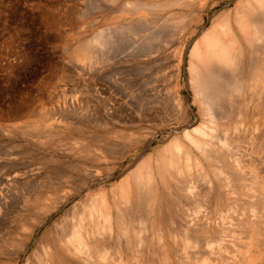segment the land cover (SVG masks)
Listing matches in <instances>:
<instances>
[{
    "label": "rangeland",
    "instance_id": "1",
    "mask_svg": "<svg viewBox=\"0 0 264 264\" xmlns=\"http://www.w3.org/2000/svg\"><path fill=\"white\" fill-rule=\"evenodd\" d=\"M131 1H136L137 9H132L135 4H131ZM131 1L0 0V264H264V216L260 218L253 208L264 194V144L263 148L258 147L259 139H264L262 105H251L252 108L246 111L245 103L250 97L246 90L241 89L239 80L235 84L237 89H227L232 97L227 92L223 98L225 102L222 100L214 104L216 107L215 105L222 103L219 105V115L216 111V123L219 127L214 130L216 136L210 145L213 148L225 146L227 159L229 158L227 163L230 164L231 161L234 165L237 177L233 181L231 192L226 190L227 186L223 189L219 185L227 180L224 178L222 163L217 165V160L213 161L216 164L211 163L199 149L187 141L185 132L183 133L186 130L192 131L204 122L202 103L189 82L191 50L200 33L214 26L224 16L229 17L230 24L236 31V24L232 21L246 0ZM151 1L153 5L158 1L159 5L152 6ZM129 2L132 7L128 5ZM146 3L152 7L149 8ZM164 5L167 7L162 8ZM156 8L160 9L156 11ZM155 13L158 16L153 15ZM180 15L183 17L180 18ZM170 16L174 17L172 25H178V29L180 27L179 31L177 28L174 30L178 33L172 32L173 29L168 24L170 20L172 23ZM161 18H170L167 21V27H170L167 31L162 29L163 32L157 26ZM178 20L183 23L179 24ZM126 22L130 25L133 23L135 28L140 29H143L144 23H149L143 32L149 30L150 40H145L151 47L148 49L151 59H127L138 53L133 41L139 37L121 28ZM100 29H104L110 39L113 37L109 47L114 44L116 48L107 47L104 51L106 54L99 57L97 62L95 59L91 63L90 57L87 62V55L81 51L82 56L84 55L81 57L75 48L87 43ZM157 34L158 40L153 37ZM132 36L138 39L133 40ZM159 39L164 43L161 44ZM240 51L239 48L234 59L239 57ZM99 59H102L101 62ZM149 63L153 65L150 67L151 72L148 71L150 76L152 73L155 76L156 70L164 69L161 83L165 87L163 94L167 95H164V107H160L163 109L156 106L155 97L151 98L152 101L155 100V107L148 115L142 111L147 109L138 111L136 108L137 104L134 102L137 100L135 94L138 87L135 88L134 82L137 78L135 67ZM233 66L234 69L226 70V74H238L236 63ZM153 75L151 78L155 80L148 87L154 85L152 88L157 90L151 91L156 95L159 87L155 83L160 80ZM259 88L258 91L264 97V84ZM257 94L254 100L259 101L263 97ZM150 105L152 107V102ZM228 111L226 117L225 113L227 115ZM231 111L236 114H230ZM249 113L250 123L245 118ZM88 115H91L90 119ZM221 115L226 118L220 117ZM227 121L230 122L231 133H234L238 145L225 140L226 135L220 128ZM141 127H146V130ZM92 138H97V142L100 139L106 141L97 144ZM171 139L182 140V147L184 145L183 148L200 157L203 164V170L193 169L192 177L196 181L194 188L197 193L190 200L185 195L189 201L184 193L181 194L175 188L181 180L173 181L168 176V171L162 169L164 165L161 154H168L166 146L169 142L171 149ZM210 145L203 148L209 150L212 147ZM228 151L229 154L238 151L243 160H230ZM149 159L152 161L150 164ZM146 162L149 164L148 168ZM151 164L152 182L150 178H145ZM142 169L144 174H139ZM161 169L164 170L165 178ZM203 171L204 174L210 171L209 175L204 176ZM215 171L217 177L213 176ZM127 176L130 180L126 179ZM123 180L124 183L131 181V189L128 190L130 194L125 193L129 197L128 201L119 190V184ZM58 183L60 185L56 186ZM143 191H148V195ZM34 193L42 195V199L37 201L41 205L39 208H33L28 201V197ZM147 196L150 197V202L144 201ZM92 199L97 205L94 216L88 210V206L93 203ZM140 199L142 205L139 203ZM153 199L155 204L152 206ZM45 201H51L49 206ZM106 202L107 210L104 204ZM226 204H230L228 210L224 208ZM28 205L31 206L30 210H27ZM46 205L55 210L47 212L50 209ZM101 207L105 208L102 212ZM243 208H246L245 214ZM107 213L112 218L113 228H109ZM129 213L136 215L138 222L135 221L134 228L127 236L116 221L123 218L126 220ZM47 215L45 224L37 227ZM69 218L72 223L78 221L76 224L82 239L81 246L85 250H99L95 256H88V253L76 250L69 246L68 241H63L64 234L58 231L64 230ZM259 218L260 229L251 228L246 233L240 231L239 223H253ZM96 222L101 225L100 228ZM191 229H194L193 233ZM10 231L15 234L14 240L12 234L11 240L2 241L4 236L10 235ZM184 231L187 235L183 234ZM31 232V240L27 242L26 237ZM98 237L110 241L97 248L95 242ZM198 238L201 242L197 241ZM214 238L215 241L209 240Z\"/></svg>",
    "mask_w": 264,
    "mask_h": 264
},
{
    "label": "bare ground",
    "instance_id": "2",
    "mask_svg": "<svg viewBox=\"0 0 264 264\" xmlns=\"http://www.w3.org/2000/svg\"><path fill=\"white\" fill-rule=\"evenodd\" d=\"M129 1V0H128ZM131 1V0H130ZM164 1V0H163ZM168 1H170V0H168ZM173 1V0H172ZM147 2V1H146ZM153 1H151V3H152ZM161 2V1H160ZM176 2V1H175ZM133 3V5L136 3V1H135V3L133 2V1H131V4ZM143 3V2H142ZM141 3V4H142ZM154 3H155V1H154ZM157 3H159L158 1L155 3V4H157ZM163 3H165L166 4V2H163ZM174 3V2H173ZM187 3V2H186ZM130 4V2L128 3V5ZM130 4V5H131ZM147 4V3H146ZM149 4V3H148ZM147 4V5H148ZM154 4V5H155ZM171 5H172V2L170 3ZM139 5H140V3H139ZM151 4H149L148 5V7L150 6ZM153 5V3H152V6H154ZM157 5H159V4H157ZM168 5V4H167ZM167 5L165 6H163L162 8H164V7H167ZM137 6V4H135L133 7H132V5H131V7H132V9L134 8V7H136ZM142 6V5H141ZM151 6V7H152ZM156 6V5H155ZM140 7V6H139ZM146 7V6H145ZM148 7H146L147 9H148ZM151 7H149V8H151ZM157 7V6H156ZM143 8H144V6H143ZM135 9V8H134ZM133 9V10H134ZM136 9H137V7H136ZM160 9V8H159ZM159 9H157L156 8V11L157 10H159ZM124 10V9H123ZM131 10V9H130ZM139 10V9H138ZM130 12V11H129ZM133 12V11H132ZM136 12V11H135ZM139 12V11H138ZM127 13V12H126ZM236 15H235V20H231L232 22H235V26H236V28H237V30H236V28H235V30L236 31H234V29L232 28V25L230 24V21H229V17L228 16H224L221 20H219V21H217L216 22V24L214 25V26H212L211 28H209L208 30H205L203 33H200V36H198L199 38L196 40V42H195V45H194V47H193V50H191V60H190V85L191 86H193V89H194V91L196 92L195 93V95H196V97L197 98H200V99H198L199 101H200V103H202L201 104V106H202V108H203V115H204V122L202 123V124H200L198 127L196 126V128L194 127L193 128V130L192 131H190V130H186V131H183V133H184V135L187 137V141H190V143H192L194 146H195V148H197V149H199L200 151H201V153L203 154V156L205 157V158H207V159H209L210 160V162L211 163H214V164H216L217 162V165L219 164V162H221L222 163V165L224 166L223 167V172H225V175H224V178L225 179H227V180H224V178H222V181L224 180L225 182L223 183V182H221L219 185H220V187H223V189L224 188H226V186H227V189L226 190H229V192H231V190H232V188H233V186H234V179H236V175H237V172H236V170H235V168H233L234 167V165L233 164H231V161H230V164L229 163H227V160H229V158L227 159V156H226V154H227V150H226V148H225V146L222 148L221 146H219V147H221V148H213V146L212 145H210V144H213V138H215V136L216 135H214V134H216V132H214V130L217 128L218 129V127H219V125H217V123H216V111H217V113L219 112L220 113V111L221 110H219L220 108V106L219 105H221L220 103H218L217 105H215L217 108H218V110H215V108L216 107H214V104H216L217 102H221L222 100L225 102V99H223V98H225L224 97V94H226L227 92H228V88L229 87H232V88H234V89H237L236 87H235V84H236V81H238L239 80V82L241 83V89H243V91L244 90H246L248 93H249V99H248V101L245 103V106L247 107V110L246 111H248V110H250L252 107H250L251 105H253V107L254 106H256V105H259V106H261L262 105V108L264 109V104H263V101H264V97H263V95L258 91V88H259V86L260 85H262V84H264V0H246V2L243 4V6H241V8L239 7V9L237 10V12L235 13ZM131 15V14H130ZM153 15H156V13L155 14H153ZM128 16V15H127ZM132 16V15H131ZM137 16H139V15H137ZM140 16H142V15H140ZM156 16H158V14L156 15ZM174 16V15H173ZM173 16H170V18H172V23L170 22L171 20H170V18L168 19V20H170L169 22H168V24L170 25V27H171V29H173V31L172 32H177L178 33V31L180 30V27H179V29L176 27V26H178V25H176V26H174V25H172V24H174L173 23V20H174V17ZM181 17L180 18H182L183 17V15H180ZM134 18V17H133ZM167 18V17H166ZM143 19V18H142ZM234 19V18H233ZM165 18H161L159 21H158V24H157V26L159 27V28H161L160 30L161 31H163L164 32V30L165 31H167L168 30V28H170V27H167V26H169V25H167V19L165 20ZM123 21H124V19H123ZM129 21V20H128ZM155 22H157V20L155 21ZM154 22V23H155ZM179 22H182L183 23V21H179L178 20V23ZM142 23H143V21H142ZM152 23V22H151ZM150 23V24H151ZM171 23V24H170ZM119 24V23H118ZM124 24V23H123ZM133 24V23H132ZM130 25V24H128V22H126V24H124L122 27H121V25H120V27L121 28H124V29H126L125 31L126 32H133V35H137V37H139V39L138 38H134V36H132L133 37V40H135V39H138V40H135V41H133V42H135V43H133V45H134V47H136V51L138 52L137 54H135V55H130V56H128L127 57V59H130V60H141L142 58H148V57H150V54H149V50L148 49H150L151 47H150V45H149V43L147 44V41L148 40H150V39H148V36H149V30L147 31V32H143V31H145V29L144 28H148V25H149V23L148 24H145L144 23V26H143V29H140V28H135L133 25ZM141 24V23H140ZM180 24V23H179ZM142 25V24H141ZM156 25V24H155ZM156 26V27H157ZM174 26V27H173ZM234 26V27H235ZM150 27V26H149ZM152 27L153 26H151V29H152ZM155 27V26H154ZM157 27V28H158ZM166 27H167V29H166ZM175 28H177V30L176 31H174L175 30ZM139 29V30H138ZM162 29H164V30H162ZM100 30H102V31H100ZM99 31H98V33H96V35L95 36H93V38L92 39H90L89 41L87 40L86 42L87 43H85V44H80V47L79 48H75L76 50H78L79 52H80V55H81V57H83L84 55L86 56L87 55V60L88 59H90L91 58V60L92 61H90L91 63L93 62V60H95V62H97L98 61V58L100 57V58H102L101 56H103L104 55V51L107 49V47H109V45H110V43H112L111 42V40H112V38L110 39V37L107 35L106 36V34L104 33V29H100ZM104 30V31H103ZM107 30V29H106ZM159 30V29H158ZM170 30V29H169ZM123 32H124V30H122ZM238 31V34L240 35L239 37H238V34L236 33ZM170 32V31H169ZM194 32H195V30H194ZM106 33H107V31H106ZM112 33V32H111ZM131 33H128L129 35H131ZM150 33H152V31H150ZM171 33V32H170ZM104 34H105V36H104ZM108 34V33H107ZM127 34V35H128ZM161 33H159V35H160ZM164 34V33H163ZM173 34V33H172ZM112 35V34H111ZM124 35V34H123ZM122 35V36H123ZM128 35V36H129ZM154 35V34H153ZM170 35V34H169ZM161 36V35H160ZM117 37V36H116ZM125 37V36H124ZM127 37V36H126ZM131 37V38H132ZM155 39H157L158 40V34H157V38L155 37V36H153ZM115 38V37H114ZM129 38H130V36H129ZM128 38V39H129ZM143 38H144V40H145V38H146V40H145V42H144V40H143ZM150 38V37H149ZM153 39V38H152ZM151 39V40H152ZM163 39V38H162ZM166 40H167V36H166V38H165ZM165 39H163V41L165 40ZM169 40H170V38H168ZM123 40V39H122ZM122 40L120 41V42H122ZM160 40V39H159ZM115 41V40H114ZM113 41V42H114ZM119 41V40H118ZM125 41V40H124ZM161 41V44L162 43H164L162 40H160ZM150 42V41H149ZM84 43V42H83ZM119 43V42H118ZM117 43V44H118ZM144 43H146V44H144ZM137 44V45H136ZM141 44V45H140ZM147 45V46H146ZM149 45V46H148ZM112 46H114V44H112ZM112 46H110V47H112ZM116 46V45H115ZM114 46V47H115ZM137 46H139V47H137ZM157 46V45H156ZM109 47V48H110ZM132 47V46H131ZM116 48V47H115ZM133 48V47H132ZM138 48V49H137ZM240 48V53H239V57L236 59H234V56L238 53L237 52V50ZM237 49V50H236ZM74 50V49H73ZM235 50H236V52H235ZM81 51L82 52H84L83 54V56H82V53H81ZM107 51H109V50H107ZM130 51V50H129ZM144 51V52H143ZM72 52V51H71ZM140 52H143L144 53V55H142L143 53H141L140 54ZM242 52V53H241ZM151 53V52H150ZM73 55H78V54H74V53H72ZM106 54V53H105ZM142 55V56H141ZM107 56V55H106ZM111 56V55H110ZM123 56V55H122ZM74 57V56H73ZM90 57V58H89ZM152 57V56H151ZM151 57H150V59H151ZM78 59V58H77ZM100 60V59H99ZM102 60V59H101ZM101 60L99 61V62H101ZM104 60V59H103ZM109 60V59H108ZM113 60V59H112ZM234 60H236V61H234ZM87 62H89V60L87 61ZM94 62V63H95ZM157 63V62H156ZM234 63H236V65H237V67L239 68V71H237V75L236 74H234V75H229V74H226V70H233L234 69ZM154 64V63H153ZM92 65V64H91ZM154 65H156V64H154ZM153 65L151 64V63H149V65H144V64H139V65H137L135 68H136V75H135V77H137L136 78V82H134V84H135V88L136 87H138V90L136 91V97H137V100L136 101H138V102H134V103H136L137 105V110L138 111H141L142 110V108L143 109H147V110H142L143 111V113H146V114H151V110H153V107H155L154 106V101L155 100H157V101H155V103H156V106H158V108H160V107H162L163 105H164V95L165 94H163L164 92H165V87L162 85L163 83H161L162 81H161V79H162V76H163V70H161V69H158V70H156L155 72H156V75L154 76L153 75V73H152V75L154 76V77H156L157 79H158V81L160 80V82L159 83H155L156 85H158V92L156 93V95H154L153 94V90L151 91V89H156V88H152V87H154V85L151 87V88H149L150 86H151V82H152V80L154 79L155 80V78H151V76L148 74V71H150V67H152ZM151 72V71H150ZM149 72V73H150ZM154 72V73H155ZM149 86V87H148ZM148 87V89H146ZM260 89V88H259ZM157 90V89H156ZM167 91H168V89H167ZM258 93V94H257ZM260 93V94H259ZM229 96H231L232 97V94H230L229 92L227 93ZM255 94H257V95H259V96H261V97H263V98H261V100L259 99V101H258V99L257 100H254V98H255ZM167 95V94H166ZM165 95V96H166ZM256 95V96H257ZM258 96V97H259ZM135 97V96H134ZM153 97H155V100L154 101H152V99L151 98H153ZM99 98V97H98ZM167 98V97H166ZM260 98V97H259ZM228 99H230V98H228ZM233 99V98H232ZM232 99H230V100H232ZM163 100V101H162ZM162 101V102H161ZM167 101V100H166ZM165 101V102H166ZM133 102V101H132ZM150 102H152V107H151V105H150ZM223 102V103H224ZM226 102H228V100L226 101ZM101 103V102H100ZM106 105V104H105ZM105 105H104V107H105ZM135 105V104H134ZM224 105V104H223ZM36 107V106H35ZM108 107V106H107ZM164 107V106H163ZM229 108V107H228ZM35 109V108H34ZM110 109V108H109ZM160 109H163V108H160ZM226 109V108H225ZM230 110V109H229ZM62 112V111H61ZM61 112H59V113H61ZM77 112H79V111H77ZM85 112V111H84ZM88 112H90L89 110H88ZM201 112V111H200ZM235 111H231L230 112V114H236V112L234 113ZM74 113V112H73ZM80 113V112H79ZM78 113V114H79ZM94 113V112H93ZM219 113H218V115H219ZM222 113V112H221ZM62 114H64V113H62ZM81 114H84V113H81ZM228 114H229V111L227 112V115H226V113H225V116L226 117H228ZM30 115H32V114H30ZM36 115V114H35ZM50 115V114H49ZM59 115V114H58ZM93 115V114H92ZM249 115H250V113L249 114H247L246 115V120L250 123V120L248 119L249 118ZM71 116V115H70ZM86 116V115H85ZM223 115H221L220 117H222ZM225 116H223V117H225ZM58 117V116H57ZM61 117H64L63 115L61 116ZM88 118L89 117H91V115H88L87 116ZM219 117V118H220ZM225 117V118H226ZM202 118V119H203ZM90 119V118H89ZM93 119V118H92ZM101 119V118H100ZM93 122V121H92ZM101 122V121H100ZM224 122V121H223ZM223 122H222V124L221 125H223ZM100 125V124H99ZM221 125H220V127H221ZM97 127H99L98 125H97ZM230 127H231V125H230V122H226V123H224V126H222V128H220V129H223V130H221L222 132L224 131V135H226L225 136V140H226V142H229V143H231V144H233V145H238V141H236L235 140V137L233 136V134L234 133H231V130H230ZM99 128H102V126L101 127H99ZM142 128V130H144L143 129V127H141ZM216 129V130H217ZM81 130V129H80ZM139 130H140V128H139ZM146 130V129H145ZM185 130V129H184ZM111 132V131H110ZM110 132H108V133H110ZM182 133V134H183ZM111 134H113V133H111ZM122 135V134H121ZM124 135V134H123ZM126 135V134H125ZM184 135L182 136V138H184ZM223 135V136H224ZM97 136V135H96ZM128 136H129V133H128ZM94 137V136H93ZM91 138V137H90ZM98 139L100 138V137H97ZM96 138V139H97ZM92 139H95V138H92ZM95 139V140H96ZM173 139V138H172ZM170 140V142H172V143H170L171 144V149L169 148L170 146H169V142H168V144H167V146L166 147H168L167 149L168 150H166V152H168V154H164V155H162L161 154V159L163 160V165H164V167L162 166V164H161V168L162 169H166V171L165 172H167V173H169V177L171 178V179H173V181H180V182H177L178 184L175 186V188H176V190H178L179 192H181V194L182 193H184V196L186 195L187 197H189L188 199L190 200V199H192L193 197L192 196H195L196 195V193L197 192H195V185L194 184H196V181L194 180V178L192 177V175L194 174L193 173V169H197L198 171H200V170H203V164H202V162H201V159H200V157H198V156H195V153H193L192 151H190V150H186L185 148H183L184 147V145H183V147H182V144H181V141H179V140H177V139H174V140ZM178 139H180V138H178ZM94 140V141H95ZM186 140V139H185ZM264 139H263V137H262V139H259V145H258V147L259 148H261L262 146H263V144H264V141H263ZM87 141V140H86ZM98 140H96V142H97ZM100 141H102V142H104V141H106V140H99V142ZM136 141V140H135ZM97 142V144H100V143H102V142ZM108 144V142H105V144ZM114 143H116V142H114ZM87 144V143H86ZM104 144V143H103ZM106 144V145H107ZM90 145V144H89ZM106 145H105V147H106ZM212 146L211 147V149H209V150H205L203 147L204 146ZM88 146V145H87ZM102 146V144L100 145V147ZM104 146V145H103ZM109 146V145H108ZM107 146V147H108ZM112 148L111 149H113V146L112 145H110ZM231 146V145H230ZM88 147H90V146H88ZM165 147V146H164ZM234 148H235V146H233ZM56 148V147H55ZM103 148V147H102ZM101 148V149H102ZM109 148V147H108ZM120 148V147H119ZM191 148V147H190ZM193 148V147H192ZM230 148V147H229ZM263 148V147H262ZM169 149H170V151H169ZM185 149V150H184ZM194 149V148H193ZM237 149V148H236ZM198 150V151H199ZM234 150V149H233ZM261 150V149H260ZM111 151V150H110ZM109 151V152H110ZM115 151V150H114ZM165 151V150H164ZM199 151V152H200ZM232 152V151H231ZM234 152V151H233ZM238 152V151H237ZM236 151L234 152V153H232V154H229V151H228V156L230 155V160H231V158H233V159H236V160H240V161H242L243 160V156H239V152L237 153ZM111 153H113V152H111ZM162 153V152H161ZM200 153V154H201ZM193 154H194V156L196 157H194L193 156ZM202 154H201V156H202ZM160 155V154H159ZM200 156V155H199ZM97 157V156H96ZM242 157V158H241ZM149 158H151V156H149ZM146 159H148V157L146 158ZM152 159V158H151ZM150 160V159H149ZM159 160V159H158ZM162 160H161V162H162ZM208 160V161H209ZM217 160V161H216ZM246 160V159H245ZM255 160V159H254ZM254 160H252V162H254ZM146 161V160H145ZM213 161H216V163L215 162H213ZM148 162V161H147ZM147 162H146V167L147 166H149V164L150 163H152V161L150 160L149 161V164L147 165ZM157 162V161H156ZM141 163H142V165H143V162L141 161ZM145 163V162H144ZM220 165V164H219ZM158 166H159V168H160V164H158ZM218 167V166H217ZM221 168H222V166H220ZM148 168V167H147ZM150 169H148V172H146V174L147 175H149V176H147L146 175V177L145 178H147V180H148V178H152V164H151V166L149 167ZM219 168V167H218ZM160 170L161 172H162V174L164 173V170ZM149 170H151V172H149ZM204 170H206V169H204ZM220 170V169H219ZM143 169L142 170H140L139 171V174H144L143 173ZM246 171V170H245ZM204 172L205 171H203V173L202 174H204ZM210 172V171H209ZM209 172L207 171V173L206 174H204V176H207V175H209ZM248 172V171H247ZM135 173V172H134ZM152 173V174H151ZM166 173V174H167ZM213 173V172H212ZM216 171H215V174L213 175L214 177H217V175H216ZM89 175V174H88ZM135 175V174H134ZM137 175V174H136ZM164 175V174H163ZM220 174L218 173V176H219ZM141 176V175H140ZM221 176V175H220ZM219 176V177H220ZM189 177H192V178H189ZM239 177V176H238ZM128 178V179H127ZM153 178H154V176H153ZM164 178H165V175H164ZM253 178L254 177H252L251 179L253 180ZM126 179L127 180H130L129 179V176H127L126 177ZM185 179V180H184ZM145 180V179H144ZM152 180L153 179H151L150 181L152 182ZM182 180H184V181H182ZM193 180V181H192ZM43 181V180H42ZM51 181V180H50ZM126 181V180H125ZM254 181V180H253ZM55 182V181H54ZM128 182V183H127ZM126 183H124V180H123V183H122V181L120 182V183H122V184H119V185H121V187L119 188V190H121L120 191V194H122V196L124 197V195H125V193L127 194L130 190H129V188H130V186H129V183H131V181H127ZM135 182V181H134ZM198 182V181H197ZM219 182V181H218ZM136 184H137V182H135ZM150 183V182H149ZM41 184V183H40ZM168 184V183H167ZM198 184V183H197ZM58 185H60L59 183L58 184H56V186H58ZM138 185V184H137ZM137 185H135V188H137ZM140 185H141V183H140ZM174 185V184H173ZM41 185H39V187H40ZM178 186V187H177ZM39 187H37V188H39ZM48 187V186H47ZM55 187V186H54ZM140 187V186H139ZM196 187H197V185H196ZM56 189H57V187H55ZM143 188V187H142ZM149 188H151V187H149ZM187 188V189H186ZM229 188V189H228ZM54 189V188H53ZM131 189V188H130ZM197 189H198V187H197ZM129 190V191H128ZM134 190V189H133ZM116 191V190H115ZM135 191V190H134ZM149 191H150V189H149ZM151 191H153V190H151ZM41 192V191H40ZM40 192H38V193H40ZM122 192V193H121ZM139 192H141V191H139ZM148 192V191H147ZM146 192V193H147ZM179 192H177V193H179ZM188 193V194H185V193ZM42 193V192H41ZM143 193H145L144 191H143ZM142 193V194H143ZM145 193V194H146ZM150 193V192H149ZM117 194V193H116ZM119 194V195H120ZM124 194V195H123ZM130 193H128L127 195H129ZM141 194V195H142ZM7 195V194H6ZM5 195V196H6ZM9 195V194H8ZM127 195H125L126 197H124V199L126 200V201H128L129 200V197H127ZM147 195H148V193H147ZM153 195V194H152ZM29 196H30V194H29ZM103 196V195H102ZM117 196V195H116ZM135 196V195H134ZM150 196V195H149ZM166 196V195H165ZM186 196H185V198H186ZM10 197H11V195H10ZM9 197V198H10ZM136 197V196H135ZM134 197V199H136ZM141 197V196H140ZM153 197V196H152ZM191 197V198H190ZM12 198H13V195H12ZM11 198V199H12ZM29 198V200L28 201H30V204L31 205H33V208H39V206H41V205H39V203H37V201H40L41 199H42V195L41 194H36V193H34L31 197H28ZM94 198H96V197H94ZM102 198V197H101ZM104 198V197H103ZM117 198V197H116ZM121 198V196H119V199ZM195 198V197H194ZM5 199V198H4ZM63 199H65V198H63ZM138 199V198H137ZM136 199V200H137ZM141 199L143 200V197H141ZM140 199V200H141ZM163 199V198H162ZM187 199V198H186ZM187 199V200H188ZM200 199H201V197H200ZM199 199V200H200ZM6 201H9V200H7V199H5ZM61 200V199H60ZM59 200V201H60ZM66 200V199H65ZM105 200V199H104ZM121 200H122V198H121ZM142 200L139 202L140 203V205H142L141 204V202H142ZM188 200V201H189ZM220 200V199H219ZM229 200V199H228ZM262 200H264V194L261 196V201H257V203H255V205H253V208L257 211V215L260 217V218H263V216H264V202L262 201ZM13 201H15V200H13ZM62 201V200H61ZM94 201V199H92V202ZM100 201V200H99ZM115 201H117V199L115 200ZM144 201H146V202H150L151 201V199H150V197H145L144 198ZM154 199H153V203H151V205L153 206V204H155L154 203ZM196 201V200H195ZM20 202V201H19ZM42 202H44V201H42ZM41 202V203H42ZM46 202V201H45ZM51 202V201H50ZM50 202H48V203H50ZM55 202V201H54ZM95 202V201H94ZM94 202L93 203H91L89 206H88V210H90V212H91V215L92 216H94V211L95 210H97V205H95L94 204ZM125 202V201H124ZM138 202V201H137ZM228 202V201H227ZM3 203V202H2ZM10 203V202H9ZM11 203H13L14 204V202H12V200H11ZM10 203V204H11ZM47 203V202H46ZM46 203H44V204H46ZM47 203V204H48ZM199 203V202H198ZM17 204V203H16ZM43 204V203H42ZM52 204V203H51ZM57 203H55V205H56ZM101 205H102V203H100ZM100 204H99V206H100ZM105 204V206H106V210H107V208H108V206H107V202L106 203H104ZM118 204V203H117ZM121 204H123V203H121ZM200 204H201V202H200ZM54 205V206H55ZM60 205V204H59ZM112 205H115V203L114 204H112ZM119 205V204H118ZM128 205H129V202H128ZM145 205H147V204H145ZM11 206V205H10ZM16 206V205H15ZM43 206V205H42ZM45 206V205H44ZM48 206H49V204H48ZM47 205H46V208L48 207ZM53 206V205H52ZM57 206V205H56ZM55 206V208H57ZM61 206V205H60ZM98 206V207H99ZM103 206V205H102ZM104 206V207H105ZM131 206V205H130ZM136 206V205H135ZM138 206V205H137ZM194 206V205H193ZM13 207V206H12ZM18 207V206H17ZM20 207V206H19ZM28 207H29V209L27 208V210H30L31 208V206H29L28 205ZM113 207V206H112ZM127 207V206H126ZM133 207V210L135 209L134 208V205L132 206ZM139 207V206H138ZM40 208H42V207H40ZM49 208V207H48ZM54 208V207H53ZM52 207L51 208H49L50 210H48L47 212H49V211H51L52 212V209H53ZM128 208V207H127ZM144 208V207H143ZM194 208V207H193ZM225 210H228L229 208H230V204H226L225 205ZM21 209H22V207H21ZM44 209H45V207H44ZM43 209V210H44ZM58 209V208H57ZM83 209V208H82ZM102 209H105V208H102L101 207V212H102ZM119 209H120V207H119ZM136 209H138V208H136ZM145 209V208H144ZM253 209V210H254ZM24 210H25V207H24ZM33 210V209H32ZM53 210H55V209H53ZM118 210V209H117ZM121 210V209H120ZM127 210H129V209H127ZM140 210V209H139ZM243 210V214H245L244 213V211L246 210V208H243L242 209ZM23 211V210H22ZM79 211H82L81 209H79ZM78 211V212H79ZM98 211H100V210H98ZM97 211V212H98ZM129 211H131V209L129 210ZM18 212H20V211H18ZM78 212L76 213L77 214V216H78ZM104 212V211H103ZM107 212V211H106ZM110 212V211H109ZM123 212V211H122ZM147 212V211H146ZM252 212H254V211H252ZM83 214H84V212H82ZM105 213V212H104ZM136 213V212H135ZM229 213V212H228ZM227 213V214H228ZM20 214H22L21 216H24V214L23 213H20ZM45 214V213H44ZM48 214V213H47ZM106 214V213H105ZM111 214V213H110ZM120 214V213H119ZM230 214V213H229ZM18 215H19V213H18ZM49 215H50V213H49ZM49 215H47L43 220H42V222L40 221V224L38 223L37 224V227L38 226H41V225H43V223L44 222H46L45 220L47 219V217L49 216ZM81 215V214H80ZM98 215V214H97ZM103 215V214H102ZM122 215H124V214H122ZM125 215H126V213H125ZM142 215H143V213H142ZM146 215V214H145ZM73 217H75V215H72ZM116 216V215H115ZM119 216V215H118ZM136 215H134L133 213H129L128 214V216H126L127 218H126V220L123 218V216H122V218L123 219H117V224H118V226L121 228V230L125 233V234H128L134 227V225H135V221H137L138 222V220H137V218L135 217ZM97 217V216H96ZM100 219L101 218H103V217H105V215L103 216V217H101V216H98ZM117 217V216H116ZM119 217H121V216H119ZM142 217V216H141ZM140 217V218H141ZM144 217V216H143ZM147 217V216H146ZM149 217V216H148ZM4 218V217H3ZM170 218V217H169ZM258 219V220H255L256 222H253V223H249L248 221L246 222H242L241 224L239 223L238 224V227H239V229H240V231L241 232H244V233H246V232H249L250 230H251V228H256V229H260V226H261V219ZM68 219V218H67ZM70 219V218H69ZM77 219V218H76ZM94 219V218H93ZM111 216L109 215V213H107V216H106V220L108 221V222H110V224H109V228H113L114 226H113V222L111 221ZM145 219H148V218H145ZM98 219L96 218V221H97ZM103 220H104V218H103ZM67 221V220H66ZM147 221V220H146ZM73 221H71V219L69 220V221H67L66 222V224H65V228L64 227H62V226H60V227H62V228H64V230H59L58 231V233H60V234H64V236H63V241L65 240L66 242L68 241L69 242V246L70 247H73V248H75L76 250H80V251H83V252H85V253H88V256L90 255H94L95 256V254L99 251V250H91V249H86L85 250V247H83V246H81V244H82V239H81V237L79 236V230H78V225L76 224L78 221L76 220V223L74 222V223H72ZM98 222H100V220L98 221ZM98 222H96V223H98ZM102 222V221H101ZM137 222H136V226H137ZM143 222V221H142ZM2 223V222H1ZM4 223V222H3ZM103 223V222H102ZM105 223V222H104ZM45 224V223H44ZM95 224V223H94ZM116 224V223H115ZM114 224V225H115ZM100 224L98 223V226H99ZM96 226V225H95ZM103 226V225H102ZM83 227V226H82ZM101 227V225L99 226V228ZM104 227H106V226H104ZM103 227V228H104ZM118 227V228H119ZM98 228V227H97ZM119 228V229H120ZM36 229V228H35ZM35 229H33V230H35ZM102 229V228H101ZM7 230H10V228H8ZM81 230V229H80ZM192 230V233L194 232V229H191ZM6 231V230H5ZM36 231V230H35ZM183 231V230H182ZM13 232V231H12ZM11 231L9 232L10 233V235L8 234L7 236H4V238H3V240L2 241H5V240H11V237H12V234L14 233H12ZM33 232V231H32ZM32 232L26 237V239H27V242H29L30 240H31V237H32ZM8 233V231L6 232V234ZM5 234V235H6ZM60 234H59V238H60ZM183 234H185V235H187V233H185V231H184V233ZM15 234H13V239L12 240H14V238H15V236H14ZM190 235V234H189ZM9 236V237H8ZM62 236V235H61ZM127 236H129V234L127 235ZM133 236V235H132ZM192 236H194L193 234H192ZM101 237V236H100ZM100 237H98V240H96V244H95V246H98L97 248H101V247H103V246H105L107 243H109V241L110 240H107V239H105V238H103V239H101ZM100 238V239H99ZM107 238H108V236H107ZM132 238V237H131ZM130 238L128 237V240H129ZM23 241H24V239H22ZM127 240V239H126ZM209 240H213V241H215V238L214 239H209ZM17 241V240H16ZM26 241V240H25ZM62 241V240H61ZM62 241V242H63ZM186 241H188V240H186ZM197 241H200L199 240V238H198V240ZM18 242V241H17ZM21 242V241H20ZM134 242V241H133ZM201 242V241H200ZM218 242V241H217ZM22 243V242H21ZM115 243V242H114ZM132 243V242H131ZM202 243H204V241H202ZM14 244V243H13ZM18 244H20V243H18ZM85 244H86V242H85ZM134 244V243H133ZM214 244H216V243H214ZM15 245V244H14ZM20 245H22V244H20ZM127 246V245H126ZM134 247V246H133ZM132 247V248H133ZM74 249V250H75ZM75 250V251H76ZM128 251H129V247H128ZM82 252V253H83ZM117 252V251H116ZM56 264V263H55Z\"/></svg>",
    "mask_w": 264,
    "mask_h": 264
}]
</instances>
